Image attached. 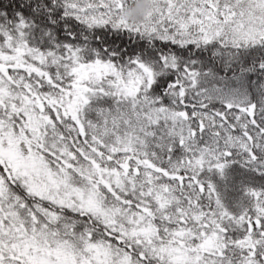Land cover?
Here are the masks:
<instances>
[{"label": "snow or ice", "instance_id": "1", "mask_svg": "<svg viewBox=\"0 0 264 264\" xmlns=\"http://www.w3.org/2000/svg\"><path fill=\"white\" fill-rule=\"evenodd\" d=\"M0 0V264H264V0Z\"/></svg>", "mask_w": 264, "mask_h": 264}, {"label": "clouds", "instance_id": "2", "mask_svg": "<svg viewBox=\"0 0 264 264\" xmlns=\"http://www.w3.org/2000/svg\"><path fill=\"white\" fill-rule=\"evenodd\" d=\"M149 7L148 0H142V3L138 6L134 13V18H139Z\"/></svg>", "mask_w": 264, "mask_h": 264}]
</instances>
